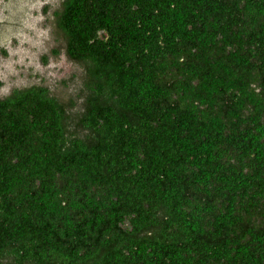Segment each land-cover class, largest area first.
Masks as SVG:
<instances>
[{"label": "trees", "instance_id": "trees-1", "mask_svg": "<svg viewBox=\"0 0 264 264\" xmlns=\"http://www.w3.org/2000/svg\"><path fill=\"white\" fill-rule=\"evenodd\" d=\"M57 26L84 134L45 86L0 98V264H264V0H64Z\"/></svg>", "mask_w": 264, "mask_h": 264}, {"label": "rangeland", "instance_id": "rangeland-1", "mask_svg": "<svg viewBox=\"0 0 264 264\" xmlns=\"http://www.w3.org/2000/svg\"><path fill=\"white\" fill-rule=\"evenodd\" d=\"M64 0H0V98L33 85L48 88L66 109L67 131L83 136L78 120L87 95L86 66L68 57L57 26Z\"/></svg>", "mask_w": 264, "mask_h": 264}]
</instances>
